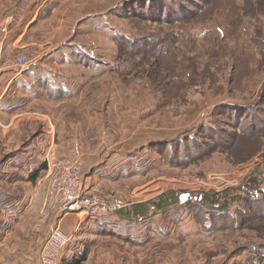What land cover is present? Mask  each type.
Segmentation results:
<instances>
[{
    "label": "rangeland",
    "instance_id": "obj_1",
    "mask_svg": "<svg viewBox=\"0 0 264 264\" xmlns=\"http://www.w3.org/2000/svg\"><path fill=\"white\" fill-rule=\"evenodd\" d=\"M97 1L106 39L98 59L115 71L106 79L98 119L72 122L73 134L88 132L96 151L84 156L82 176L96 158L108 161L117 148L122 157L110 165L125 164L115 170V193L130 196L146 184L159 188L122 211L174 194L171 204L142 223L119 224L114 215L101 218L99 232L84 231L85 263L96 264L101 256L97 264H254L249 250L264 251V224L252 213L250 221L241 219L242 203L235 198L249 177L260 178L264 188V0L73 3ZM89 27L80 31L88 34ZM44 132V122L30 120L0 132L5 191H16L11 186L18 187L13 181L19 174L29 177L45 166ZM183 192L190 194L185 204L177 199ZM224 192L232 197L226 201L229 220L216 224L208 204L192 199ZM6 202L0 198V209Z\"/></svg>",
    "mask_w": 264,
    "mask_h": 264
},
{
    "label": "crops",
    "instance_id": "obj_2",
    "mask_svg": "<svg viewBox=\"0 0 264 264\" xmlns=\"http://www.w3.org/2000/svg\"><path fill=\"white\" fill-rule=\"evenodd\" d=\"M73 1L35 0L22 23L6 38L5 63L15 54L29 51L38 53L40 59L18 74L12 68L0 71V132L6 134L16 122H44L42 155L53 146L60 153L84 162L86 154L96 151L86 139L88 132L84 136L79 131L73 134L72 128L76 124L72 122L98 119V106L104 104L106 79L114 74L115 66L98 59L105 53L101 42L106 40L105 33L100 31L104 24L100 21L103 16V10L99 8L101 3ZM13 3L14 0H0V24ZM87 7L94 9L89 11ZM84 25L90 26L86 29L88 34L80 31ZM110 157L101 162L96 158L95 166L82 177L85 188L107 196L118 195L112 182L115 170L125 163L110 165L111 161L122 157L117 148ZM16 164L22 165L21 162ZM19 170L23 173V168ZM16 177L13 183L19 188L11 186L16 191H5L4 183L0 185V198L7 201L9 207L0 209L4 221L0 223V264H39L38 249L50 226L56 224L73 233L60 256V263L71 261L82 253L87 246L83 239L87 238H82L81 234L84 231L99 232L101 219H87L73 231L72 217L62 221L56 211L44 210L43 194L37 187V180L32 182L22 174ZM123 217L117 213L114 218L119 224L128 222ZM99 257L96 264L100 263Z\"/></svg>",
    "mask_w": 264,
    "mask_h": 264
},
{
    "label": "built area",
    "instance_id": "obj_3",
    "mask_svg": "<svg viewBox=\"0 0 264 264\" xmlns=\"http://www.w3.org/2000/svg\"><path fill=\"white\" fill-rule=\"evenodd\" d=\"M35 0H15L12 8L6 13L0 24V71L12 68L16 74L35 64L40 55L34 51L19 53L4 61V45L11 30L22 23L28 10ZM45 169L37 179V187L43 194L44 210H54L59 213V220L69 221L72 217L73 231L77 230L81 222L87 219H101L112 217L118 211L129 207L159 188L152 189L150 184L134 189L130 196L103 195L83 185L81 161L60 153L56 148L49 147L43 156ZM177 194L180 203H184L190 196ZM73 233L64 231L59 224L50 226L47 236L39 249V264H59L60 256L70 242Z\"/></svg>",
    "mask_w": 264,
    "mask_h": 264
},
{
    "label": "trees",
    "instance_id": "obj_4",
    "mask_svg": "<svg viewBox=\"0 0 264 264\" xmlns=\"http://www.w3.org/2000/svg\"><path fill=\"white\" fill-rule=\"evenodd\" d=\"M186 1L192 2V0H186ZM182 8H184V6H182ZM121 35H118V36H121ZM114 40H115V37H114ZM119 50H123V48H120L119 46ZM261 124H264V122L261 121ZM263 131L264 129L261 132ZM237 134H241V132ZM198 150H200V147L198 148ZM44 169H45V166H41L33 170L29 174L30 175L29 180L32 182H35L38 176L40 175L39 173L42 172ZM256 179H251V177H249L246 183H244V185L241 186L243 190L241 194L246 193V196L239 194L238 196H236L235 199L239 200V202L242 203L243 210L238 212V215L241 217V219L246 218L245 219L246 221H250L251 219H253L247 216L248 213H250L249 215L254 214L255 216L254 219L256 218L257 223L264 224V207H262V205L264 204V188L259 187L258 180H260V178H258L257 180ZM173 194H174L173 192L164 193L151 202H145L143 204L133 206V208H131L128 211L120 210L118 211V213L123 215L124 216L123 218L130 222L144 220L150 217V215H152L153 213L155 214V213L161 212V210H163L162 209L163 205L167 206L171 204V202H173L171 201L173 199L172 197ZM217 195H222L223 198L225 199L222 202V204H219L216 200H214V197ZM205 196H208V197H205ZM189 200L190 199H187L183 204H185ZM192 200H194L196 204L207 203L208 205L206 206L209 207L213 211L212 215H213V219L215 223L217 222L216 224L220 223L221 221L229 220V217L227 215V212L229 213V209H228L229 207L226 205V203L231 202L232 197L228 198L227 200L226 192L216 193V194L211 193V194H206V195H203L202 193H200L197 196H195ZM150 206L153 208V211L151 212L148 211L151 208ZM213 208H216V209H213ZM252 229L257 230V228H252ZM257 231H260V230H257ZM249 253L251 256L248 259L249 262L250 261L254 262V264H264V251L261 250L260 247L259 248L250 247ZM86 259H87V254L86 252L83 251L77 257L73 258L71 261L62 262L60 264H85Z\"/></svg>",
    "mask_w": 264,
    "mask_h": 264
}]
</instances>
